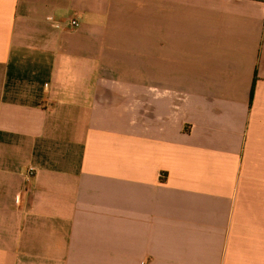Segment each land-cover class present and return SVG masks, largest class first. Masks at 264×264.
Masks as SVG:
<instances>
[{
  "label": "crops",
  "instance_id": "obj_1",
  "mask_svg": "<svg viewBox=\"0 0 264 264\" xmlns=\"http://www.w3.org/2000/svg\"><path fill=\"white\" fill-rule=\"evenodd\" d=\"M0 264H264V0H0Z\"/></svg>",
  "mask_w": 264,
  "mask_h": 264
},
{
  "label": "built area",
  "instance_id": "obj_2",
  "mask_svg": "<svg viewBox=\"0 0 264 264\" xmlns=\"http://www.w3.org/2000/svg\"><path fill=\"white\" fill-rule=\"evenodd\" d=\"M69 25H70L71 27H74V26H77L78 23H77V21H76L75 19H71V20L69 21ZM30 170L32 171V169H30Z\"/></svg>",
  "mask_w": 264,
  "mask_h": 264
}]
</instances>
